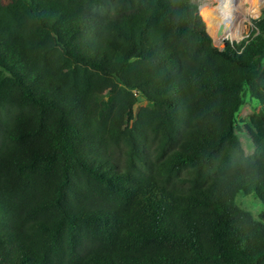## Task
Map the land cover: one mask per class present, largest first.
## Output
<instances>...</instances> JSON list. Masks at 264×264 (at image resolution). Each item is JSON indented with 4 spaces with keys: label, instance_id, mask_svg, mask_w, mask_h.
<instances>
[{
    "label": "trees",
    "instance_id": "1",
    "mask_svg": "<svg viewBox=\"0 0 264 264\" xmlns=\"http://www.w3.org/2000/svg\"><path fill=\"white\" fill-rule=\"evenodd\" d=\"M199 13L0 0V264H264V9Z\"/></svg>",
    "mask_w": 264,
    "mask_h": 264
},
{
    "label": "bare ground",
    "instance_id": "2",
    "mask_svg": "<svg viewBox=\"0 0 264 264\" xmlns=\"http://www.w3.org/2000/svg\"><path fill=\"white\" fill-rule=\"evenodd\" d=\"M216 2V10L208 19L209 32L214 39L241 38L244 23L261 13L264 0H206Z\"/></svg>",
    "mask_w": 264,
    "mask_h": 264
},
{
    "label": "rangeland",
    "instance_id": "3",
    "mask_svg": "<svg viewBox=\"0 0 264 264\" xmlns=\"http://www.w3.org/2000/svg\"><path fill=\"white\" fill-rule=\"evenodd\" d=\"M194 2L198 5V13L199 8L202 13L207 14L206 16V22L208 25V31H209V24L208 19L213 15L214 11L216 10V2L214 1H206V0H194ZM264 9V8H263ZM200 14V13H199ZM261 14V13H260ZM259 14V15H260ZM259 15L251 16L250 20H247L244 23V29L242 30V36L239 40H231L229 38H224L221 40L214 39L213 35L211 34L213 41L218 47H222L221 43L224 40V42L227 40L229 42H238L242 38L248 36L251 33V30L253 29V20H255ZM251 18H254L251 20ZM145 101L142 98H139L138 103L135 105L134 110H136L137 106L144 105ZM256 106V102L251 99L250 97H245V103L241 106L238 114H237V120H240L241 117L244 116V114L252 107ZM236 203L240 205L242 208L247 210L254 218L258 217L259 212L263 209V204L257 199L255 195H245V194H239L236 197ZM4 244L2 241H0V254L3 252Z\"/></svg>",
    "mask_w": 264,
    "mask_h": 264
},
{
    "label": "water",
    "instance_id": "4",
    "mask_svg": "<svg viewBox=\"0 0 264 264\" xmlns=\"http://www.w3.org/2000/svg\"><path fill=\"white\" fill-rule=\"evenodd\" d=\"M211 38H212V37H211ZM212 42H213V44H214L215 46H217V47H218V45H216V44L214 43L213 39H212ZM221 45H222V47H219V48H223V47H224V45H225V42L223 41V42L221 43Z\"/></svg>",
    "mask_w": 264,
    "mask_h": 264
}]
</instances>
